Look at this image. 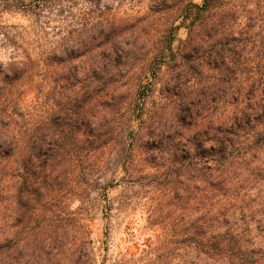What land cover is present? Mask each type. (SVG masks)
Instances as JSON below:
<instances>
[{
    "label": "trees",
    "instance_id": "1",
    "mask_svg": "<svg viewBox=\"0 0 264 264\" xmlns=\"http://www.w3.org/2000/svg\"><path fill=\"white\" fill-rule=\"evenodd\" d=\"M30 2L42 11L58 0ZM255 7L263 11L262 17H247L236 33L227 29L231 17L211 14L215 6L207 0L168 7L176 16L161 23L158 39L139 48L113 23L83 25L80 34L86 40L73 48L86 56L82 81L74 84L78 91L67 93L70 76H58L63 92L53 113L42 111L44 120L36 134L22 94L10 101L0 98V194L5 173L17 187L16 210L9 211V236L4 240L0 214V264L3 247L8 264H13L17 233H23L24 240L38 229L43 205L37 196L44 191L38 178L58 179L56 167L71 162L69 148L83 142L79 113L83 102L95 100V67L102 80L100 91L105 75L115 79L112 120L98 139L101 145L119 144L121 180L129 176L143 133L144 157L162 170V180L154 181L161 196L190 211L197 256L204 255L209 264H264V6ZM192 14L196 19H189ZM181 27L187 37L172 47ZM166 110L169 116L163 114ZM116 116L124 120L115 121ZM31 224L34 227L27 229Z\"/></svg>",
    "mask_w": 264,
    "mask_h": 264
},
{
    "label": "rangeland",
    "instance_id": "2",
    "mask_svg": "<svg viewBox=\"0 0 264 264\" xmlns=\"http://www.w3.org/2000/svg\"><path fill=\"white\" fill-rule=\"evenodd\" d=\"M30 1L0 0V92L5 90L0 98L10 101L22 94V105L31 111L34 134L44 120L42 111L53 113L58 94L63 92L59 75L70 76L67 93L78 91L74 84L82 81L79 78L83 76L86 56L82 58L81 52L73 48L86 40L80 34L83 25L113 23L117 32H126L139 48L142 42L158 39L161 23L176 16L168 7L203 2L58 0L55 6L41 11ZM207 1L215 6L211 14L231 17L227 29L234 33L247 17L259 19L263 15L255 6H264V0ZM21 4L26 6L25 11H21ZM189 19H196L195 14ZM186 37L187 31L181 27L173 36L172 47L179 46ZM97 58L95 50V66ZM97 72L95 67V100L83 102L79 113L82 116L78 130L83 142L77 148H69L71 162L56 167L61 174L58 179L38 178L37 184L42 183L44 188L43 196H37L43 205L38 229L28 232L24 240L23 233H17L13 264H209L194 249L189 209L180 208L174 199L163 198L154 183L162 180V170L156 169L155 161L144 157L143 133L129 176L121 180L124 171L119 161V144L113 141L101 145L103 141L98 139L112 120L115 79L105 75L107 81L100 91L102 80ZM163 73L160 71L159 76ZM163 114L169 116L170 111ZM114 120L124 119L116 116ZM138 124L136 120L133 127ZM123 133L127 136L128 130ZM2 179L0 214L4 240L9 236V211L16 210L17 187L14 182L9 183L7 173ZM33 227L31 224L27 229ZM21 228L20 225L13 231ZM1 259L3 264L10 262L4 247Z\"/></svg>",
    "mask_w": 264,
    "mask_h": 264
}]
</instances>
